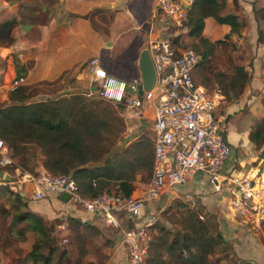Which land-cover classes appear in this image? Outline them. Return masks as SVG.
Wrapping results in <instances>:
<instances>
[{
    "label": "crops",
    "instance_id": "0c3cea01",
    "mask_svg": "<svg viewBox=\"0 0 264 264\" xmlns=\"http://www.w3.org/2000/svg\"><path fill=\"white\" fill-rule=\"evenodd\" d=\"M155 2L0 0V105L8 102L9 81L15 77L24 79L18 87L31 89L34 94L50 90L52 98H56L63 91L71 93L91 87L86 64L92 57L98 58L108 74L127 80L139 76L137 58L142 49H147L150 40L170 33L172 38L179 36L176 45L183 47L190 44L192 39L184 26L177 32L152 22ZM261 8L264 9V0H223L220 15L234 16V26L218 23L212 17L204 18L201 34L212 44V51L199 65V70L194 72L196 85L203 87L208 95L219 96L214 117L220 120L223 138L231 149L221 175L225 178L246 175L258 185H263L264 140L256 145L249 136L261 120L264 130V21L256 14ZM141 28L147 30L146 34H141ZM237 66L242 67L247 81L235 86L223 82L219 86L218 80L222 77L219 79L215 75H232ZM147 109L149 107L144 104L139 114ZM127 138L110 149L96 165L124 149L121 144L127 142ZM26 147L33 148L36 154L31 171L43 168L41 150L30 144H23L18 149ZM8 155L13 165H0V185H5L14 174L15 158L10 146ZM116 160H119L118 157ZM134 178L130 183L129 196L139 197L149 177L146 176L143 182L139 175ZM21 186L23 194L29 191L30 184ZM230 187L228 180L224 179L220 189L214 191L205 175L196 172L184 184L173 188L168 196L145 203L143 212L156 219L151 227V237L160 235L161 231H181L175 221L179 215L191 213L197 222L206 213L219 234L221 244L229 245L240 258L255 262L253 264H264V231L261 228L251 229L230 218ZM10 192L14 198L10 201L14 200L18 206L22 205L25 212L39 218L46 229L49 224L53 226L56 245L62 248L57 258L64 249L68 252H65L67 255L62 257V261L70 253L75 257L71 264H127L119 229L105 226L99 218L90 217L80 205L60 200L59 195L49 194L34 201L23 198L22 193ZM4 199L1 198L0 205L7 208ZM63 217L66 219L65 227L58 231L55 226ZM5 220L9 222L10 218L6 216ZM139 222V219L129 217H121L119 221L121 229ZM25 224L24 220H20L16 228H23ZM202 224L207 235H211L206 231V223ZM8 233L7 224L3 234L11 237L7 236ZM11 235L15 233L11 231ZM23 235L24 238L17 242L20 258L29 252L34 240L30 230ZM61 237L66 238V243H60ZM6 251L9 257L13 255L10 248ZM210 258L209 254L208 260L212 262ZM6 262L5 256L0 254V264Z\"/></svg>",
    "mask_w": 264,
    "mask_h": 264
},
{
    "label": "built area",
    "instance_id": "2783aa9c",
    "mask_svg": "<svg viewBox=\"0 0 264 264\" xmlns=\"http://www.w3.org/2000/svg\"><path fill=\"white\" fill-rule=\"evenodd\" d=\"M194 0H156L153 18L157 24L170 28L181 27L187 10ZM150 62L155 74L152 88L144 91L140 76L120 79L108 74L97 57L86 64L89 86L86 96L121 104L138 115L147 105L153 113L150 124L152 133V164L150 176L139 197H120L102 191L92 198L77 192L69 174L52 175L44 168L34 173H21L14 166V174L5 182L9 191L22 193V184H30L23 198L41 200L49 194L69 196L68 201L80 205L90 217L99 218L111 228L119 229L121 244L127 264H145L151 227L156 219L143 212L145 203L168 196L170 191L184 184L194 173H202L214 191L224 179L231 188L229 214L251 229L264 223V185H258L246 175L225 178L221 175L223 164L230 157V146L223 138L220 120L214 117L218 104L217 94L208 95L205 89L194 84L191 72L200 62L192 49L176 45L170 33L150 40L147 45ZM23 77L9 81V91L23 83ZM0 165L11 166L8 145L0 138ZM67 201V202H68ZM139 219V224L120 228V218ZM55 229L65 227L63 217ZM66 238H61V244ZM107 264V263H105Z\"/></svg>",
    "mask_w": 264,
    "mask_h": 264
},
{
    "label": "trees",
    "instance_id": "16d2710c",
    "mask_svg": "<svg viewBox=\"0 0 264 264\" xmlns=\"http://www.w3.org/2000/svg\"><path fill=\"white\" fill-rule=\"evenodd\" d=\"M222 6L223 0H194L182 22L192 39L190 44L183 47L192 49L200 58L191 72L194 84V72L199 70V65L212 51V44L201 34L204 18L212 17L218 23L235 25L234 16L220 15ZM256 14L264 21L263 8L258 9ZM176 41L174 37L173 42ZM233 71L232 75H215L219 79L222 77V80H218L219 86L223 82L235 86L247 81L242 67H234ZM33 92L25 87H16L8 92V102L0 105V138L14 151L23 144L38 147L43 155L42 167L52 175L69 174L76 184L77 192L84 198H92L102 191L128 197L133 181L130 169L134 164L143 165L147 176H150L152 139L135 143V152L130 156L132 161L122 157L123 150H119L120 154L118 151L112 157L107 156L97 166L112 149L116 135L111 136L107 113L97 111V102L89 107L79 94L31 101ZM249 137L256 145L263 142L262 120L256 124ZM88 164L91 166L87 167ZM29 173L34 171L29 170ZM261 182L264 185V175ZM15 220L26 222L23 228L17 229L20 240L24 238L26 230L34 235L29 252L20 259L22 264H56L52 261L57 249L52 230L46 229L39 218L27 212L19 213ZM175 221L181 231H161L160 235L152 238L145 264H215L208 260V256L211 248L221 243L219 234L214 232L207 235L205 226L193 220L191 213L179 215ZM44 249H47L45 255L42 252ZM63 256L64 252L57 258V264Z\"/></svg>",
    "mask_w": 264,
    "mask_h": 264
},
{
    "label": "rangeland",
    "instance_id": "374dc122",
    "mask_svg": "<svg viewBox=\"0 0 264 264\" xmlns=\"http://www.w3.org/2000/svg\"><path fill=\"white\" fill-rule=\"evenodd\" d=\"M151 20L153 23H156V20L154 18H151ZM151 20L149 19V22H151ZM182 27H183V24H182ZM170 28L172 29V31L176 30L177 32H179L181 29L180 27H177V26H170ZM140 32L141 34H146L147 30L145 28H141ZM178 37L179 36H176V40L178 39ZM84 89L86 88L84 87L81 90L73 91L71 93H68V91H63L61 93H58L57 97L59 96L67 97L69 95L79 94V95H82L84 101L87 103L89 107H92V105L94 104L96 105V102H97V108H96L97 111L101 113L102 112L107 113L106 116H108V120L111 124V133H112L111 136L116 134L113 139L111 148L120 144L122 139L128 137L127 142L121 144V148H124L122 149L123 150L122 157H126L128 161V158H131L130 156H132V153L135 152L134 145L135 143H137V141L139 140L150 141L151 139V133L149 129L152 116H153L151 109H147L143 113L137 115L135 113L136 111L126 108L121 104L110 103L102 99H99L95 96H86L85 93L87 92L88 89L83 91ZM52 95L53 94H50V90H43L41 93L39 92L38 94H34L33 96H31L30 100L31 101L48 100L52 98ZM129 142L131 144H129ZM15 151L13 149V154H14L13 157L15 158L14 165L18 169H20V171L23 170L24 172H29V170H31V165L34 162L35 157H36L35 150H33V148L31 147H26L25 149L17 148ZM25 170H28V171H25ZM132 172H133V179H135L134 177L136 175H139L140 180L142 182L145 181V178L148 174L147 170L145 169L143 165H137V164L133 165ZM4 188L7 189V186L0 185V200L1 198H5L4 201L7 202L6 203L7 208H3L2 205H0V243L3 242L0 244V254L5 256V260H7L6 262L7 264H22V261L20 260L21 258L19 257L21 253L17 249V242L20 241V237L17 233L16 227H17V224H19V221L15 220V218L19 213H22L25 211H24V208H22V205L18 206L14 200L13 201L9 200V199H14L12 197L13 194L10 193L8 189L7 191ZM198 210L203 213V210H200V209ZM6 216L10 218L9 222L8 220L7 221L5 220ZM198 221H201V223H206L207 225L206 231L208 233L213 234L215 232L214 230L215 228H214V225L212 224V220L209 214L203 213L201 215V218H198ZM7 224H8V232H9L7 236H11V237H5L3 234V231L5 230ZM259 228H261L264 231V223H262ZM48 229H51L52 231H54L53 226H51L50 224L48 225ZM11 231L15 233L14 236L11 235ZM61 238H60V242H61ZM56 239L57 238H55V240ZM6 248H10L13 251L14 256L10 255L11 257H9L8 256L9 253L6 251ZM61 249L62 248L57 247V249L53 253L52 261L54 263L56 262V264H57L58 251H60ZM62 251L64 253L68 252L67 250H64V249ZM42 252L45 255L47 253V249H44ZM65 255L67 254L65 253ZM210 255H211L210 260L212 261V263H215V264H253L255 263V262L251 263L250 260H246L244 258L238 257L232 251V248L229 245L227 246L226 244H221V243H219L218 246L213 248V251H211ZM74 258L75 257L69 253V255L66 257V260L64 258V261H62L61 259L60 260L61 262L59 261L60 262L59 264H71V261ZM258 264H262V263H258Z\"/></svg>",
    "mask_w": 264,
    "mask_h": 264
},
{
    "label": "water",
    "instance_id": "95a60500",
    "mask_svg": "<svg viewBox=\"0 0 264 264\" xmlns=\"http://www.w3.org/2000/svg\"><path fill=\"white\" fill-rule=\"evenodd\" d=\"M137 68L140 76L141 87L144 91H148L152 88L155 81V74L150 62L147 49H142L137 58ZM87 167L91 166L90 164L86 165ZM0 174L2 172L0 171ZM8 180V177L5 178ZM59 199L63 202H67L69 196L65 193L59 195Z\"/></svg>",
    "mask_w": 264,
    "mask_h": 264
}]
</instances>
